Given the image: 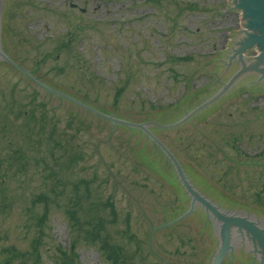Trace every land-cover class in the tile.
I'll return each instance as SVG.
<instances>
[{
	"label": "rangeland",
	"instance_id": "rangeland-1",
	"mask_svg": "<svg viewBox=\"0 0 264 264\" xmlns=\"http://www.w3.org/2000/svg\"><path fill=\"white\" fill-rule=\"evenodd\" d=\"M0 39L39 81L147 124L222 209L264 216V78L185 118L239 73L236 58L225 69L239 39L231 0H4ZM97 114L0 61V264H207L219 238L202 203L166 225L189 203L166 155Z\"/></svg>",
	"mask_w": 264,
	"mask_h": 264
},
{
	"label": "water",
	"instance_id": "water-1",
	"mask_svg": "<svg viewBox=\"0 0 264 264\" xmlns=\"http://www.w3.org/2000/svg\"><path fill=\"white\" fill-rule=\"evenodd\" d=\"M3 2L4 0H0V21ZM231 3L233 9L239 7V39H233L232 41L225 69H227L236 58L239 73L233 71L231 81L224 84L219 93H214V97L206 100L204 103L190 107V113H188L185 118L210 102L215 101L223 92H227L226 89H228L234 81L255 72V82H259L264 78V68L261 67V65L264 64V0H231ZM243 53L245 54L246 60L243 57ZM256 55L258 56L255 57ZM6 60L25 72L40 85L54 90L38 81L30 72L24 70L20 65L14 63L7 56L0 39V61ZM54 91L60 93L57 90ZM86 107L90 108L89 106ZM94 111L105 117H109L114 122L125 123L144 130L154 139L150 138V141H155L166 153L173 165L168 160L169 163L189 197V210L185 213H179L180 217L169 224H173L189 215L190 212L194 210L196 203H202L204 215H210L211 217L213 238H219L216 250H210L209 252L206 260L207 264H220L225 256L232 255H242L243 260V255L250 252H253V260H259L260 264H264V222L261 221L264 220V216L254 215V217L257 218L254 219L251 214L244 211H226L212 200L208 199L207 196L202 194L190 182L177 157L150 131L147 124L133 123L117 119L97 110Z\"/></svg>",
	"mask_w": 264,
	"mask_h": 264
},
{
	"label": "trees",
	"instance_id": "trees-1",
	"mask_svg": "<svg viewBox=\"0 0 264 264\" xmlns=\"http://www.w3.org/2000/svg\"><path fill=\"white\" fill-rule=\"evenodd\" d=\"M74 102V101H73ZM81 102H83V101H81ZM76 103V102H75ZM84 104H87V103H85V102H83ZM77 105H79V106H81V107H83L85 110L87 109H89V108H87L86 107V105H84V104H79V103H76ZM87 105H89V104H87ZM91 106V105H90ZM90 110V109H89ZM97 115H99V114H97ZM101 116V115H100ZM22 155L23 154H21V156H20V158L22 157ZM22 161V160H21ZM74 161V157H70V159H69V163H72ZM23 162V161H22ZM53 175H55V174H53ZM58 182V185H60L61 183H62V181L61 180H59V179H57V181H55V183H57ZM36 204H38V203H44L45 204V209H46V211L44 212V213H41L40 215H38L37 217H36V228H37V231H39V233L36 235V236H34L33 237V239L31 240L32 241V243H34V248L35 247H38V245H39V237H40V232L43 230V225H45V223H46V220H47V216H48V211H49V209H48V206H49V197L46 195V194H44V193H39L38 194V196H37V198L35 199V201H34ZM47 204H46V203ZM88 232H89V230H88ZM100 234H101V232H100ZM11 248H13V247H11ZM6 250V249H5ZM18 250V249H17ZM22 253H24V252H22ZM19 256H20V254H19ZM18 256V257H19ZM20 257H24V256H20Z\"/></svg>",
	"mask_w": 264,
	"mask_h": 264
}]
</instances>
